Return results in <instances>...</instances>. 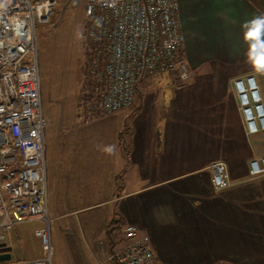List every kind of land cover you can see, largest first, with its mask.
Returning <instances> with one entry per match:
<instances>
[{
  "label": "crops",
  "instance_id": "crops-1",
  "mask_svg": "<svg viewBox=\"0 0 264 264\" xmlns=\"http://www.w3.org/2000/svg\"><path fill=\"white\" fill-rule=\"evenodd\" d=\"M177 2L189 79L173 69L149 74L138 111L123 109L106 136L87 132L97 120L77 123L101 114L97 105L76 107V122L63 127L81 129V137L63 131L56 139L64 168L58 144L45 134L51 251L35 233L47 223L36 218L2 232L0 254L11 255L2 264L47 257L51 264H118L111 258L123 240L122 232L113 240L116 215L138 226L156 264H264V175L250 174L251 159L264 156V132L248 134L233 83L259 74L241 25L264 13V0ZM76 145L85 147L78 152ZM218 160L230 176L221 190L209 167Z\"/></svg>",
  "mask_w": 264,
  "mask_h": 264
},
{
  "label": "built area",
  "instance_id": "built-area-1",
  "mask_svg": "<svg viewBox=\"0 0 264 264\" xmlns=\"http://www.w3.org/2000/svg\"><path fill=\"white\" fill-rule=\"evenodd\" d=\"M60 1L4 0L0 8V239L15 225L40 218L47 224L35 233L50 251L47 121L35 40L38 24L49 21ZM81 1L90 51L87 77L102 113L133 108L139 84L149 74L173 69L183 81L189 79L188 65L180 58L184 36L177 0ZM233 83L248 134L264 132V99L255 75ZM209 167L214 187L227 188V163L218 160ZM250 174L264 175V156L251 159ZM122 235L112 259L118 264H156L138 226L125 225ZM3 248L0 245V252Z\"/></svg>",
  "mask_w": 264,
  "mask_h": 264
},
{
  "label": "rangeland",
  "instance_id": "rangeland-1",
  "mask_svg": "<svg viewBox=\"0 0 264 264\" xmlns=\"http://www.w3.org/2000/svg\"><path fill=\"white\" fill-rule=\"evenodd\" d=\"M86 25L83 2L61 0L49 21L38 24L36 30L35 51L40 67L43 109L47 121L45 134L47 141L54 138V146L58 144L56 147L59 157H56V160L59 168H64L66 164L60 157L62 153H59L63 146L56 143V139L65 136L63 131L69 132L70 136L78 137H81L79 133L81 132L82 135L83 132L81 129H75V126L64 130L66 128L63 124L74 120L76 122L74 117L76 107L99 105L87 77L90 51L85 36ZM255 78L264 99V74H256ZM150 83L152 81L146 79L139 87ZM124 113L125 110L114 114L99 113L96 118L81 119L77 123L82 120L85 122L97 120L96 128L87 132L95 137L106 136L109 126L115 124L113 119H121ZM131 117L132 115L128 117V123H131ZM84 147V145L71 146L78 152ZM77 163L76 159L75 166H78Z\"/></svg>",
  "mask_w": 264,
  "mask_h": 264
},
{
  "label": "clouds",
  "instance_id": "clouds-1",
  "mask_svg": "<svg viewBox=\"0 0 264 264\" xmlns=\"http://www.w3.org/2000/svg\"><path fill=\"white\" fill-rule=\"evenodd\" d=\"M4 0H0V8ZM243 39L247 43V59L257 73L264 74V13L254 16L241 25ZM115 146H108L105 151L114 152Z\"/></svg>",
  "mask_w": 264,
  "mask_h": 264
},
{
  "label": "trees",
  "instance_id": "trees-1",
  "mask_svg": "<svg viewBox=\"0 0 264 264\" xmlns=\"http://www.w3.org/2000/svg\"><path fill=\"white\" fill-rule=\"evenodd\" d=\"M140 99L141 98H140V95H139V87H138V99H137V102H136V106H135V109H134V113L137 112L138 109L140 108ZM126 135L127 134L125 132L120 135V144L124 148V155L128 159L129 158V153L126 150L127 149V145H128L127 144V141H126L127 140V138H126L127 136ZM159 141H160V139H159V135H158V142ZM124 175H125V171L122 172L120 175L117 176L116 180H117V182H119V184L121 183ZM119 186H121V184ZM114 223L116 224V227H113V228H115L116 232L114 233L115 238L113 240H114V243H117L119 240H116V239L118 237H120V235H121L120 232H122V230H123V228H124L125 225L123 224L120 216H118V215H116L115 222ZM111 228H112V226H111Z\"/></svg>",
  "mask_w": 264,
  "mask_h": 264
},
{
  "label": "water",
  "instance_id": "water-1",
  "mask_svg": "<svg viewBox=\"0 0 264 264\" xmlns=\"http://www.w3.org/2000/svg\"><path fill=\"white\" fill-rule=\"evenodd\" d=\"M11 259V255L10 254H0V262L1 261H5V260H10Z\"/></svg>",
  "mask_w": 264,
  "mask_h": 264
}]
</instances>
